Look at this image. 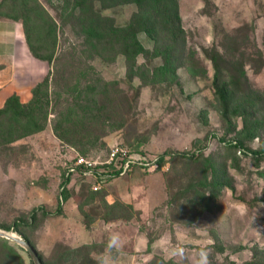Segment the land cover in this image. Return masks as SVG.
Instances as JSON below:
<instances>
[{"label": "rangeland", "instance_id": "374dc122", "mask_svg": "<svg viewBox=\"0 0 264 264\" xmlns=\"http://www.w3.org/2000/svg\"><path fill=\"white\" fill-rule=\"evenodd\" d=\"M64 2L0 0V21L21 31L11 61L20 69L1 76L9 84L0 88V264H35L7 233L30 241L44 264H204L205 253L208 264L252 260L264 249V156L249 153L264 147V0H179L186 46L168 80L146 69L130 74L117 50L88 58ZM135 10L104 12L123 25ZM47 15L57 23L54 49L38 39ZM140 38L153 54L154 43ZM213 50L223 79L239 84L232 110L251 101L243 112L260 120L256 135L254 118L243 132L242 116L232 126L223 120ZM149 59L138 63L163 62ZM38 87L49 100L42 111H5L11 96L29 104ZM92 94L98 112L72 111ZM117 144L148 160L167 156L169 167L137 168L102 188L81 177L64 184L76 154L103 160Z\"/></svg>", "mask_w": 264, "mask_h": 264}, {"label": "trees", "instance_id": "16d2710c", "mask_svg": "<svg viewBox=\"0 0 264 264\" xmlns=\"http://www.w3.org/2000/svg\"><path fill=\"white\" fill-rule=\"evenodd\" d=\"M126 4H135L136 10L133 12L129 21L123 25L118 24L114 16L104 12L107 9ZM63 10L66 15L73 17L76 24L80 26L84 37L85 50L84 48L83 50L85 51L84 53L87 52L88 58H92L95 55L101 56L107 51L117 50L126 56L130 74L133 72L135 74V69L138 68L139 71L142 69H146L148 72L152 71V78L157 80H162L163 78L168 80L176 76L177 62L183 57V46H186L185 30L183 29L179 12V0H65ZM64 18L68 19L66 17ZM44 20L47 21L48 31L41 32L40 36L42 37H38V39H41L42 43H44L46 38L49 39L46 45H51L53 46L52 49H54L58 37L53 31H56L57 23L48 15ZM27 28H30V26H27ZM31 33V29H28V36H32L33 33ZM143 33L155 45V52L153 51V54L150 49L145 47V44L140 38V35ZM204 51L207 50L204 49ZM140 55H144L148 60H150V57H161L163 62L153 67L147 62L146 64H139L138 57ZM207 55L214 63L216 69L213 85L220 103L223 120L232 126V117L242 116L245 125L242 130L243 132L249 126V119L254 118V121L251 122L254 125L252 135H256L261 126L260 120L255 117L256 115L252 109L246 113L243 112L247 109V104L252 106L251 101L248 100L245 103L238 101L240 102L236 104L238 111L232 110V102L237 101L235 93L239 84L238 82L227 83L223 79L219 65V60H222V55L218 50H213V53ZM49 59L52 60L53 58L50 57ZM195 68L196 66H191L189 70L195 74ZM242 73L241 75H244V72ZM39 91L40 87L37 88L36 95L29 104L21 103L16 95L11 96L7 101L5 111H7L6 109L15 110L16 113L21 112L23 115H34L37 111H42L45 106L49 105V100L48 97L38 98L37 94H39ZM95 92H98L97 88ZM94 96L96 94H92L91 97H86L85 100L82 99L80 104L73 103L71 105L72 111L75 110L73 109L74 107L83 108L87 106V109L91 112H98L95 108ZM71 113H68V115H71ZM62 121L64 120L60 119L59 124L57 123L55 126L59 131ZM67 121H69L68 118ZM231 144L240 148L243 145L242 141H237V143L231 142ZM244 153H251L253 156H264V147L249 153L245 150ZM167 161V156L160 155L157 159L158 167L155 170H159ZM146 171L149 172V170ZM70 179L71 176L66 177L64 184L69 183ZM39 257L41 258L40 255ZM233 264L239 263L233 262ZM243 264H264V249L254 252L253 259Z\"/></svg>", "mask_w": 264, "mask_h": 264}, {"label": "built area", "instance_id": "2783aa9c", "mask_svg": "<svg viewBox=\"0 0 264 264\" xmlns=\"http://www.w3.org/2000/svg\"><path fill=\"white\" fill-rule=\"evenodd\" d=\"M157 159L148 160L145 154L117 144L109 149L103 160L76 154L66 166L67 177H81L92 181L95 188H102L107 181L119 178L134 169L155 170L158 167ZM168 167L162 166L163 169Z\"/></svg>", "mask_w": 264, "mask_h": 264}, {"label": "crops", "instance_id": "0c3cea01", "mask_svg": "<svg viewBox=\"0 0 264 264\" xmlns=\"http://www.w3.org/2000/svg\"><path fill=\"white\" fill-rule=\"evenodd\" d=\"M21 31L15 26L2 23L0 21V65L3 66L4 70L0 73V88L5 87L8 83L6 78L1 79L6 72H17L16 67H20V62L11 64L13 56L16 57L19 54V46L21 44L20 34Z\"/></svg>", "mask_w": 264, "mask_h": 264}, {"label": "water", "instance_id": "95a60500", "mask_svg": "<svg viewBox=\"0 0 264 264\" xmlns=\"http://www.w3.org/2000/svg\"><path fill=\"white\" fill-rule=\"evenodd\" d=\"M3 234V231L1 232ZM7 238L12 239L13 241L21 244L22 246H24L28 252L30 253L33 261L35 264H43L41 258L39 257L38 252L36 251V249L34 248V246L31 244L30 241L22 238L21 236L18 235H14V234H6Z\"/></svg>", "mask_w": 264, "mask_h": 264}, {"label": "clouds", "instance_id": "9594fccd", "mask_svg": "<svg viewBox=\"0 0 264 264\" xmlns=\"http://www.w3.org/2000/svg\"><path fill=\"white\" fill-rule=\"evenodd\" d=\"M115 236H113L110 241H109V247H112L113 246V243H114V240H115ZM203 261H204V264H208V260H207V253L204 254L203 256Z\"/></svg>", "mask_w": 264, "mask_h": 264}]
</instances>
